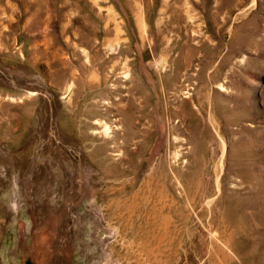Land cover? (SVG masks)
<instances>
[{"label":"rangeland","instance_id":"374dc122","mask_svg":"<svg viewBox=\"0 0 264 264\" xmlns=\"http://www.w3.org/2000/svg\"><path fill=\"white\" fill-rule=\"evenodd\" d=\"M126 1L0 0V264H264V0Z\"/></svg>","mask_w":264,"mask_h":264},{"label":"bare ground","instance_id":"6f19581e","mask_svg":"<svg viewBox=\"0 0 264 264\" xmlns=\"http://www.w3.org/2000/svg\"><path fill=\"white\" fill-rule=\"evenodd\" d=\"M127 1H130V0H127ZM126 1V2H127ZM138 1V0H137ZM176 1V0H175ZM134 3V2H133ZM161 3V2H160ZM140 4V3H139ZM162 4V3H161ZM137 5V4H136ZM143 5V4H142ZM177 5V4H176ZM162 6V5H161ZM168 6V5H167ZM129 7V6H128ZM171 7V6H170ZM182 7V6H181ZM180 7V8H181ZM138 10H140V9H138ZM142 14V13H141ZM143 20V19H142ZM140 23H141V25H142V22L140 21ZM147 23V22H146ZM139 27V26H138ZM146 27V26H145ZM145 29V28H144ZM141 87V86H140ZM145 88V87H144ZM143 89V88H142ZM181 89V88H180ZM185 89V88H184ZM144 91H145V89H144ZM140 92H142V91H140ZM183 93V92H182ZM150 94V93H149ZM143 109V108H142ZM142 109H141V111H142ZM150 109V108H149ZM127 115H128V113H127ZM130 117V116H129ZM106 123V122H105ZM105 123H104V125H105ZM127 124H129V123H127ZM102 126V127H104L105 128V126ZM108 125V124H107ZM109 126V125H108ZM108 132V131H107ZM106 134V133H105ZM182 142V141H181ZM179 146V145H178ZM100 147V146H99ZM98 147V148H99ZM192 148V147H191ZM179 149V148H178ZM181 153H183V152H181ZM176 154V153H175ZM180 154V153H179ZM93 157V156H92ZM171 160V159H170ZM158 169V168H157ZM164 170V169H163ZM182 173V172H181ZM188 173V172H187ZM178 174V173H177ZM180 175V174H179ZM180 178V177H179ZM167 179V178H166ZM186 179V178H185ZM188 179V178H187ZM152 180H153V178H152ZM182 180V179H181ZM151 181V180H150ZM166 182V181H165ZM148 183V182H147ZM146 183V184H147ZM151 183V182H150ZM146 187V186H145ZM153 187V186H152ZM168 187V186H167ZM170 189H171V187H170ZM152 191V190H151ZM168 191V190H167ZM170 192V191H169ZM156 194V193H155ZM159 194V193H158ZM165 196V195H164ZM170 196V195H169ZM171 196H173V195H171ZM166 197V196H165ZM159 199V198H158ZM162 200V199H161ZM168 200V199H167ZM142 202H144L143 201V199H142ZM164 202V201H163ZM158 203V202H157ZM159 204V203H158ZM161 204V203H160ZM163 205V204H162ZM166 205V204H165ZM172 206V205H171ZM131 210V209H130ZM164 210V209H163ZM165 211V210H164ZM168 212V211H167ZM166 213V212H165ZM173 213V212H172ZM170 215V214H169Z\"/></svg>","mask_w":264,"mask_h":264}]
</instances>
